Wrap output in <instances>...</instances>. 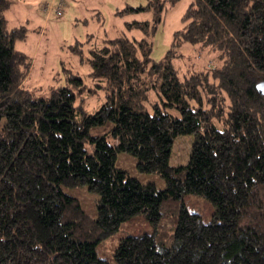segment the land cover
Segmentation results:
<instances>
[{"label": "trees", "instance_id": "trees-1", "mask_svg": "<svg viewBox=\"0 0 264 264\" xmlns=\"http://www.w3.org/2000/svg\"><path fill=\"white\" fill-rule=\"evenodd\" d=\"M14 1L0 0V264H109L97 245L140 213L156 228L175 217L171 237H121L116 264H264V95L256 89L264 0H191L160 60L151 58V38L165 3L179 0L126 5L117 13L152 18L126 22L141 38L121 35L89 50L90 76L106 89L93 112L77 102L84 84L68 71L67 84L47 96L24 88L30 62L14 45L25 30L5 17ZM182 43L210 49L214 64L180 75L172 59ZM105 123V133L90 134ZM183 134L193 135L188 160L171 166ZM119 152L165 186L116 167ZM75 185L97 195L96 217L63 191ZM189 194L211 203L209 221L188 210Z\"/></svg>", "mask_w": 264, "mask_h": 264}, {"label": "rangeland", "instance_id": "rangeland-1", "mask_svg": "<svg viewBox=\"0 0 264 264\" xmlns=\"http://www.w3.org/2000/svg\"><path fill=\"white\" fill-rule=\"evenodd\" d=\"M49 1L52 0H16L5 10L7 26H22L25 30L24 38L16 40L14 45L30 62L23 86L34 97L47 96L52 88L67 84L68 71L78 75L84 84L81 92H77L79 86H71L77 92V102L83 103L88 112H93L105 101L106 89L104 81H98L90 76L89 50L101 46L108 38L121 35L141 38L142 32L135 28H126V22L151 20L152 14L150 11L117 13L126 5H144L146 0H55L61 3L62 14L57 16L44 10V5ZM190 2L191 0H179L173 4L165 3L163 20L151 38L153 60L164 57L174 31L182 26L181 16ZM178 53L181 56L173 58L172 63L180 75L187 74L193 71L192 69L202 68L208 62L214 64L213 60L215 61L214 52L210 49H203L190 43H182L178 47ZM96 83L101 86H97ZM150 96L153 97L151 99L156 98L154 92H150ZM107 129L108 123H105L92 127L90 134L101 135ZM192 140L191 134L178 135L173 140L169 156L171 166L186 164ZM87 146L90 149V145ZM135 164L136 159L132 155L126 152L117 153L116 167L124 169L141 182H154L158 188L165 186L163 178L157 173L140 172ZM63 191L76 197L89 215L97 216V195L89 191L87 186H63ZM184 201L188 210L199 213L203 221L211 219L214 208L203 196L185 195ZM170 219L171 222L166 227L162 226L164 225L162 220L159 228H156L148 221L145 213L137 214L122 222L118 230L103 239L96 247L97 254L105 258L109 264H116L113 251L119 238L142 232L156 234V230L163 231L169 238L176 218ZM157 235L156 238H160L158 232Z\"/></svg>", "mask_w": 264, "mask_h": 264}, {"label": "built area", "instance_id": "built-area-1", "mask_svg": "<svg viewBox=\"0 0 264 264\" xmlns=\"http://www.w3.org/2000/svg\"><path fill=\"white\" fill-rule=\"evenodd\" d=\"M56 3L57 2L55 0L46 2V4L43 7L46 13L53 12L57 16L61 15L62 14L61 7H60L61 3L58 2L57 5L55 6Z\"/></svg>", "mask_w": 264, "mask_h": 264}, {"label": "water", "instance_id": "water-1", "mask_svg": "<svg viewBox=\"0 0 264 264\" xmlns=\"http://www.w3.org/2000/svg\"><path fill=\"white\" fill-rule=\"evenodd\" d=\"M256 89L260 94L264 95V80H261L256 83Z\"/></svg>", "mask_w": 264, "mask_h": 264}]
</instances>
